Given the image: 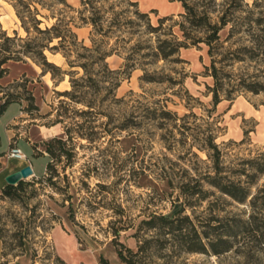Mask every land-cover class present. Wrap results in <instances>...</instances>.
<instances>
[{
  "label": "rangeland",
  "instance_id": "obj_1",
  "mask_svg": "<svg viewBox=\"0 0 264 264\" xmlns=\"http://www.w3.org/2000/svg\"><path fill=\"white\" fill-rule=\"evenodd\" d=\"M28 1L38 12L40 28L49 27L60 18L69 22L79 42L90 46L92 28L79 20L77 10L81 9L80 0ZM112 1L115 0L109 3ZM131 1L137 2L139 11L148 13L153 25L165 16H174L173 19L178 20V14L182 11L177 1ZM259 1L264 5V0ZM245 2L252 5L254 0ZM129 9L131 17L134 7ZM171 23L168 21L166 25ZM4 33L9 37L15 33L18 37L26 36L13 2L9 0H0V34ZM225 34L226 30L222 36ZM141 37L150 40L151 44L156 41L155 35H134L126 47L129 49ZM114 42L113 37L109 45ZM56 43L57 40H54L51 45ZM146 52V49H139L134 58L136 68L121 81L116 98L123 97L124 102L110 104L108 113L111 120L97 114L90 125L85 117L75 116L67 121L75 131L73 140L68 144L73 157L70 162L64 157L59 161L53 160L52 164L59 173L53 178L54 186L43 179L41 183L27 185L25 194L19 200L0 196V262L101 264L102 257L110 264H124L116 252L121 248L119 241L125 246L135 247L153 234L143 227L135 231L133 226L137 221L152 213H171L183 200L175 201L179 194L177 187L190 181L191 177H202L209 173L211 162L205 152L196 146L191 148L192 144L199 142L197 137L201 131L206 129L215 135L214 142L222 151L223 166L234 178L242 167L248 169L247 161L255 160L264 152V92L253 94L241 90L232 100L223 99L213 109L212 96L207 89L213 83L211 77L205 76L204 66L209 65V58L204 46L200 49H182L179 55L182 61L177 63L142 56ZM125 53L126 50L121 55L108 57L106 61L109 67H122ZM45 55L48 62L62 71L70 70L60 53L46 50ZM8 66L9 74L0 79V104L4 100V93L17 94L24 99L28 97L29 93L22 87H10L16 81L27 79V89L33 95L38 111H22V116L12 122L14 125L7 126L18 116L20 107L14 103L5 110L0 116V151L8 150L18 141V147L37 175L23 180L31 183L42 175L47 162L43 141L63 132L62 124L47 125L55 119V109L64 99L58 97L55 91L70 90V76L53 80L50 73L42 75L41 68L30 59L25 63L11 62ZM74 70L78 71L76 77L82 74L80 68ZM227 70L237 77L244 75L248 80L254 79L248 78V75H257L259 81L264 79V69L254 63H238ZM146 73L154 81H146ZM101 98L103 93L96 99L97 112L101 111ZM24 99L22 105L25 107L27 102ZM72 106L74 110L82 108ZM162 106L175 112L178 117L192 112L197 118H188L186 124H183V120L168 121L159 127L157 121L143 117L146 107L157 110ZM131 112L135 113V118L126 120ZM48 113L51 115L48 116ZM126 121L128 123L124 126L127 128L120 130ZM186 127L190 129L186 130ZM6 128L10 130L8 135H13L8 148ZM80 130L92 133L94 140L78 137L76 131ZM40 152L44 156H35ZM1 161L0 182H4V177L20 164L8 158ZM64 175L70 182L68 188ZM240 177L245 179V176ZM190 182L194 183L192 180ZM203 185L204 189H211L206 182ZM262 189L264 174L258 176L250 192L264 196V191L258 193ZM66 193L71 196V201H66L63 206ZM262 201L258 199L251 204L248 200L241 204L215 193L195 207H187L186 214L198 217L203 224H221L222 228L228 224H243L242 228L236 230V236H231L233 248L219 255L211 252L188 253L171 247L170 242L163 250H148L142 264H264ZM234 218L237 220L234 221ZM114 231H117V236ZM152 237L156 238L154 234Z\"/></svg>",
  "mask_w": 264,
  "mask_h": 264
},
{
  "label": "trees",
  "instance_id": "obj_2",
  "mask_svg": "<svg viewBox=\"0 0 264 264\" xmlns=\"http://www.w3.org/2000/svg\"><path fill=\"white\" fill-rule=\"evenodd\" d=\"M9 1L13 2L26 36L22 38L16 33L13 37L7 36L6 33L0 34V79L9 74V63H25L27 59H30L41 68L42 75L50 73L53 80L69 75L70 90L55 91L58 97H64V99L59 101V106L55 109V119L47 127L62 124L63 132L43 141L46 156L41 152L35 155L47 158L43 174L31 183H25L22 180L16 185L5 184L0 188V196L3 198L19 200L25 194L27 185L41 183L43 179L50 185H55L53 178L59 176V173L52 164L53 160L59 161L64 157L67 162H70L73 157L68 144L73 140L75 131L67 121L75 116L85 117L90 125V121H93L97 114L104 115L111 120V115L108 113L110 104L124 102L123 97L116 98V91L121 81L129 77L136 68L134 58L139 49L147 50L142 56L177 63L182 61L179 57L182 49L191 47L200 49L204 46L209 58V65L204 66L205 76L211 77L213 83L212 86L207 87L212 96L213 109L223 99L232 100L234 95L241 90L253 94L264 92V79L259 81L257 75H248V78H254L248 80L244 75L237 77L236 74L227 70L235 64L246 62L254 63L264 69V5H261L262 2L259 0H254L252 5L246 3L245 0H171L181 5L182 11L178 14L179 19H173L174 16L161 17L156 25L151 23L148 13L139 11L137 2L131 0H115L111 3H109L110 0H80L81 9L77 10L79 20L82 24L90 25L92 28L90 46L77 40V36L69 27V22L58 18L51 26L40 28L41 21L37 19L38 12L30 1ZM61 1L64 2V0ZM131 7H134V11H131L132 16L130 17L128 13ZM168 21L172 23L167 26ZM225 30L226 34L222 36ZM124 34L129 37H125ZM134 35H155L156 41L151 44L150 40H143L141 37L128 49L126 44ZM113 37L115 42L110 46L109 41ZM54 40H57V43L51 45ZM46 50L60 53L70 70L62 71L48 62L45 55ZM124 50H126L123 55L124 65L118 69H111L106 61L107 58L114 54L121 55ZM75 68L82 70L79 77H76L78 71L74 70ZM144 78L148 82L154 81L148 73ZM27 83L28 80L24 79L21 82L16 81L15 84H10V87L13 85L22 87L29 95L24 99L17 94L4 93V100L0 104V116L14 103L19 105L21 112L38 111L35 99L27 89ZM101 93H103L101 111L97 112L96 99ZM23 99L27 102L25 107L22 105ZM72 105L82 108L74 110ZM145 111L143 117L157 121L159 127L168 121L183 120V124H186L185 120L188 118H197L192 112L178 117L175 112L167 110L165 106L157 110L146 107ZM134 114L133 112L127 114L126 120L130 121L135 118ZM127 123L126 121L122 126ZM125 128L127 127H120V130ZM189 129L186 127V130ZM91 134L83 133L82 130L76 131L78 137L89 141L94 140ZM181 134L184 135V132L181 131ZM197 139L199 142L196 145L192 144L191 148L196 146L198 150L205 152L211 162L209 173L202 177H191L190 181H194L193 184L188 181L177 187L179 194L175 201L179 202L181 198L183 200L179 207L172 209L171 213H152L137 221L133 226L135 231L143 227L145 231L153 233L156 238L154 239L153 234H150V238H145L135 247L125 246L119 241L121 248L116 252L122 263L142 264L148 250H163L170 242L171 247L174 246L188 253L211 252L219 255L230 251L233 248L231 236H236V230L242 228L243 224H228L222 228L221 224H203L198 217L185 212L187 207H195L197 203L207 200L212 194L218 193L241 204L248 200L254 204L258 199H262L264 206V196L252 195L250 192L251 185L259 175L264 174V152L255 160L247 161L248 169L242 167L238 170L239 175L234 178L223 166L222 151L214 142L215 135L205 129L199 133ZM3 154L4 151H0V156ZM241 175L245 176L244 180L241 179ZM64 181L67 182L66 188H68L70 182L66 175H64ZM204 182L208 184L210 190L204 189ZM168 183L172 184L171 181ZM263 191L264 189L259 190L258 193ZM66 201H71V196L67 193L63 199V206ZM70 207L71 203L68 204V214ZM210 220L216 219L211 218ZM216 221L220 222V220ZM114 232L116 235L117 231ZM159 237H164V239L161 240ZM100 263L110 264L102 257ZM0 264L6 263L0 262Z\"/></svg>",
  "mask_w": 264,
  "mask_h": 264
},
{
  "label": "water",
  "instance_id": "obj_3",
  "mask_svg": "<svg viewBox=\"0 0 264 264\" xmlns=\"http://www.w3.org/2000/svg\"><path fill=\"white\" fill-rule=\"evenodd\" d=\"M31 176H34L33 170L30 165H26L21 169L6 175L4 181L7 185H16L18 182Z\"/></svg>",
  "mask_w": 264,
  "mask_h": 264
},
{
  "label": "crops",
  "instance_id": "obj_4",
  "mask_svg": "<svg viewBox=\"0 0 264 264\" xmlns=\"http://www.w3.org/2000/svg\"><path fill=\"white\" fill-rule=\"evenodd\" d=\"M21 114H22V112L19 110V114H18V116L15 117L13 120L9 121L8 124H7V126H8V125H14V123H12V122H14L16 119H18L19 117H21V116H22ZM7 126H6V127H7ZM9 131H10V130L6 128V143H7V148H8L9 145L11 144V142H9V141H10L9 139L13 136V135H11V136L8 135V132H9ZM28 143H29L30 146L32 147L31 142L28 141ZM15 146L18 147V141L15 142ZM8 149H9V148H8ZM6 150H7V149H6ZM6 150H4V154H3L2 156H0V164H3L1 160H3L4 158H6V159L8 158L7 155H6V152H7L8 150H7V151H6ZM33 152H34V150H33ZM12 160L17 161L20 165L18 166L17 169H14L13 171H10L9 174L12 173V172H14V171H16V170H18V169H20L21 167H23V166H25V165H30L31 168L33 169L32 165L30 164V162H29L28 160H17V159H12ZM26 163H28V164H26ZM42 174H43V173H42ZM34 176H37V175L34 174ZM5 184H6L5 181H4V182H0V188H2Z\"/></svg>",
  "mask_w": 264,
  "mask_h": 264
},
{
  "label": "built area",
  "instance_id": "obj_5",
  "mask_svg": "<svg viewBox=\"0 0 264 264\" xmlns=\"http://www.w3.org/2000/svg\"><path fill=\"white\" fill-rule=\"evenodd\" d=\"M6 155L8 159L27 160L25 154L21 151L19 147L15 145L9 147Z\"/></svg>",
  "mask_w": 264,
  "mask_h": 264
}]
</instances>
